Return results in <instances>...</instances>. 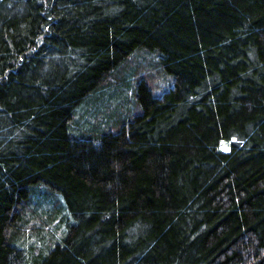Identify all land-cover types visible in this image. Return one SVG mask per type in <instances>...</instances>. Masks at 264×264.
Listing matches in <instances>:
<instances>
[{
  "label": "trees",
  "instance_id": "1",
  "mask_svg": "<svg viewBox=\"0 0 264 264\" xmlns=\"http://www.w3.org/2000/svg\"><path fill=\"white\" fill-rule=\"evenodd\" d=\"M0 264H264V0H0Z\"/></svg>",
  "mask_w": 264,
  "mask_h": 264
},
{
  "label": "rangeland",
  "instance_id": "2",
  "mask_svg": "<svg viewBox=\"0 0 264 264\" xmlns=\"http://www.w3.org/2000/svg\"><path fill=\"white\" fill-rule=\"evenodd\" d=\"M152 84H153L152 90L153 91H155V89L158 90L157 92H154V93L159 95V94H161V91L166 90L168 86L172 85V80L169 78L166 83H165V81H161L158 84H157V82L155 84L154 83H152Z\"/></svg>",
  "mask_w": 264,
  "mask_h": 264
}]
</instances>
